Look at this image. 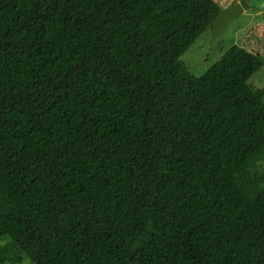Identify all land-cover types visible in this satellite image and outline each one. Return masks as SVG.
<instances>
[{
  "label": "trees",
  "instance_id": "trees-1",
  "mask_svg": "<svg viewBox=\"0 0 264 264\" xmlns=\"http://www.w3.org/2000/svg\"><path fill=\"white\" fill-rule=\"evenodd\" d=\"M221 11L0 0V264H264L263 59H180Z\"/></svg>",
  "mask_w": 264,
  "mask_h": 264
},
{
  "label": "rangeland",
  "instance_id": "rangeland-1",
  "mask_svg": "<svg viewBox=\"0 0 264 264\" xmlns=\"http://www.w3.org/2000/svg\"><path fill=\"white\" fill-rule=\"evenodd\" d=\"M215 1L222 10H226L242 0ZM245 2L247 6L222 25L219 31L212 25L180 56L191 73L196 76L202 74L230 45L237 44L262 57V66L248 82L254 87L264 88V0ZM29 263L26 258L17 264Z\"/></svg>",
  "mask_w": 264,
  "mask_h": 264
},
{
  "label": "water",
  "instance_id": "water-1",
  "mask_svg": "<svg viewBox=\"0 0 264 264\" xmlns=\"http://www.w3.org/2000/svg\"><path fill=\"white\" fill-rule=\"evenodd\" d=\"M247 6L245 0H242L240 4H235L229 9L222 10L216 17L213 26L216 31H219L222 25H224L228 20L239 14L244 7Z\"/></svg>",
  "mask_w": 264,
  "mask_h": 264
}]
</instances>
